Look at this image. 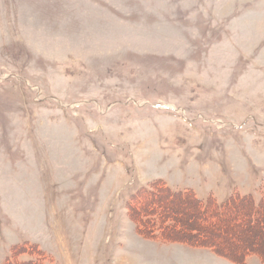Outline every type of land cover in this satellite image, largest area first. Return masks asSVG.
Returning a JSON list of instances; mask_svg holds the SVG:
<instances>
[{"label":"rangeland","instance_id":"obj_1","mask_svg":"<svg viewBox=\"0 0 264 264\" xmlns=\"http://www.w3.org/2000/svg\"><path fill=\"white\" fill-rule=\"evenodd\" d=\"M160 181L264 196V0H0V264L15 245L38 264H237L138 230L129 203ZM188 203L162 213L202 240L223 224Z\"/></svg>","mask_w":264,"mask_h":264},{"label":"trees","instance_id":"obj_2","mask_svg":"<svg viewBox=\"0 0 264 264\" xmlns=\"http://www.w3.org/2000/svg\"><path fill=\"white\" fill-rule=\"evenodd\" d=\"M164 198L169 199V205H160V202L163 204ZM182 200L190 202V204L188 203V208H190V206L195 208L192 202L199 203L203 214L211 211L212 214L222 219L221 221L223 224L216 225L214 228H211L212 226L210 225H205L207 228L202 229V235L207 238L204 240L197 238L201 236V232L199 231L201 229L194 228L192 224L188 223L190 218L186 219V223L184 224L181 220L176 219V217L170 216L166 212H164L165 214L162 213V211L165 210L164 208H167L169 212L179 213V209L175 206L177 203H172ZM231 208L240 210L239 214L240 216L243 214L244 219L239 222H233L235 221V216H232L231 220L225 219L224 214L230 212ZM128 210L133 214L138 230L147 238H161L163 240L181 242L192 247L209 248L219 256L228 258L237 264H246L247 258L252 255H257L264 262L263 237L260 240L258 239L259 242H253V240H255L254 236L250 237L247 234L244 236L245 231L248 230L254 233V230H256L257 233L261 232L257 227L256 229L253 228L255 224L261 225V229H264V196L256 201L251 194L242 196L237 194L227 198L221 203H217L215 198L209 196L206 200H203V198L197 197L191 190L172 191L160 181L154 182L150 189L141 188L133 195ZM188 213H186V216ZM195 213L194 209V214ZM196 216H199V214ZM242 223L247 225L244 231L238 229V226H240L239 224ZM212 229H214V231ZM224 230L228 231L232 236L237 234L241 235L246 244H230L222 238H220L219 243L214 242V239H218L219 236H221V232H224ZM253 243L258 244V249L252 248ZM30 246L32 248L29 247L28 249H23L24 246L22 245L12 246L13 253L5 258L3 264H38L33 259L24 261L17 260V256L20 255L21 252H29V254L34 253L33 249H37V246ZM235 253L238 254L235 255Z\"/></svg>","mask_w":264,"mask_h":264}]
</instances>
